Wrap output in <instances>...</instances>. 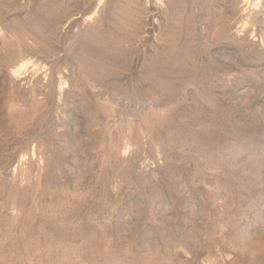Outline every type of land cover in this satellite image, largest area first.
I'll list each match as a JSON object with an SVG mask.
<instances>
[{
  "label": "rangeland",
  "instance_id": "1",
  "mask_svg": "<svg viewBox=\"0 0 264 264\" xmlns=\"http://www.w3.org/2000/svg\"><path fill=\"white\" fill-rule=\"evenodd\" d=\"M253 1L0 0V264H264Z\"/></svg>",
  "mask_w": 264,
  "mask_h": 264
},
{
  "label": "bare ground",
  "instance_id": "2",
  "mask_svg": "<svg viewBox=\"0 0 264 264\" xmlns=\"http://www.w3.org/2000/svg\"><path fill=\"white\" fill-rule=\"evenodd\" d=\"M250 4H253V8L251 9L252 10L251 14L253 13L254 10H259L262 6H264L263 5L264 4L263 0H254L253 2H250ZM88 16L91 17L92 15H88ZM30 66H33V64L30 65ZM30 66H29L28 61L22 60V61H20V63H17L16 66L11 68L12 69V73L15 74V75L18 74L19 76H22V75L25 74V72H29L28 68H30Z\"/></svg>",
  "mask_w": 264,
  "mask_h": 264
}]
</instances>
